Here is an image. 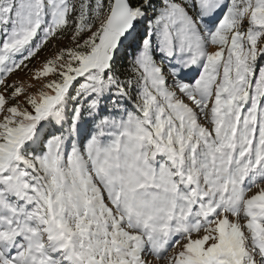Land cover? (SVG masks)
<instances>
[{
    "label": "snow or ice",
    "instance_id": "snow-or-ice-1",
    "mask_svg": "<svg viewBox=\"0 0 264 264\" xmlns=\"http://www.w3.org/2000/svg\"><path fill=\"white\" fill-rule=\"evenodd\" d=\"M0 264H264V0H0Z\"/></svg>",
    "mask_w": 264,
    "mask_h": 264
}]
</instances>
